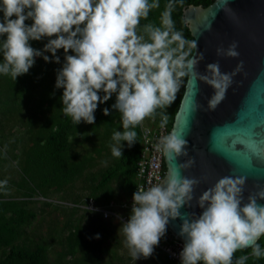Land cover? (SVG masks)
I'll list each match as a JSON object with an SVG mask.
<instances>
[{
  "label": "clouds",
  "instance_id": "clouds-1",
  "mask_svg": "<svg viewBox=\"0 0 264 264\" xmlns=\"http://www.w3.org/2000/svg\"><path fill=\"white\" fill-rule=\"evenodd\" d=\"M157 7L158 0H0V74H10L16 81L38 57L59 64L57 52L62 49L64 62L56 72L55 88L63 90L64 114L76 125L94 124L98 106L115 95L111 109L121 113L124 131L113 134L112 155L120 157L122 142L128 147L136 143L137 133L129 129L154 117L157 109L171 106L182 78L198 77L214 89L209 111L224 101L233 84L235 72L222 73L218 62L207 64L204 74L196 71L203 53L191 56L197 42L175 30L171 2L161 14L162 27H144L150 42L137 34L140 20ZM29 20L31 24L26 23ZM45 39L42 49L31 44ZM237 47L233 41L227 49L218 47L216 54L237 58ZM242 67L240 61L236 72ZM103 114L110 115L109 108ZM167 123L168 116L162 113L160 127ZM155 149L168 160L188 154L187 140L175 133L161 136ZM179 167L170 169L162 183L133 193L123 225L132 258L152 257L170 220L176 219L182 220L178 235L184 241L180 264H233L234 253L249 246L254 256H264L256 243L264 235V204L258 203L264 200V189L249 194L245 203L246 178L223 176L196 200L201 213L185 214L180 210L191 206L199 181L182 176ZM246 259L241 257L235 264Z\"/></svg>",
  "mask_w": 264,
  "mask_h": 264
},
{
  "label": "rangeland",
  "instance_id": "rangeland-1",
  "mask_svg": "<svg viewBox=\"0 0 264 264\" xmlns=\"http://www.w3.org/2000/svg\"><path fill=\"white\" fill-rule=\"evenodd\" d=\"M2 17L0 13V20ZM26 23L31 24V21ZM137 34L144 36L138 27ZM46 42L45 39L32 41L31 44L34 48L42 49ZM57 55L61 60L59 64L45 62L42 57L36 58L40 70L34 75L37 84L29 83L31 87H22L20 92L13 85V78L0 74V182L7 181L0 186V200L22 203L27 211L35 213L23 233L13 236L12 243L29 247L44 245L51 264H170L159 256L156 249L148 259H133L123 233L124 223L113 217L103 218L93 207L95 200L96 205L102 207L110 202L118 204L128 194L123 183V167L115 166L120 157L112 155V147L116 144L112 139L113 134L124 131L119 111H112L111 122L107 125L91 129L82 123L72 133L65 163L74 166L78 173L72 174L68 182L41 183L40 179L47 178V174L43 169L39 171L33 167L30 173L34 181L26 182L29 180L25 167L28 158H32L31 148L39 140L43 141L53 121L63 111L60 100L63 91L59 95L50 93L56 72L64 62L62 49ZM9 86L11 89L8 92H13L8 104H5L4 92ZM115 99L113 95L108 100L110 105L115 103ZM172 106L173 103L165 109H157L156 113L170 115ZM122 144L125 147L127 142ZM106 169L114 170L112 179L104 187L94 190V199L89 200L86 197ZM117 208V205L113 207ZM74 236L79 238L77 244H73ZM1 252L2 248L0 256Z\"/></svg>",
  "mask_w": 264,
  "mask_h": 264
},
{
  "label": "water",
  "instance_id": "water-1",
  "mask_svg": "<svg viewBox=\"0 0 264 264\" xmlns=\"http://www.w3.org/2000/svg\"><path fill=\"white\" fill-rule=\"evenodd\" d=\"M182 16L198 45L191 56H204L196 71L204 74L207 64L218 62L222 73L235 72L226 98L214 111L208 110L214 89L198 77L186 76L170 127L169 133L187 140L188 154L174 160L163 156L166 173L160 183L170 169L187 165L179 167L180 174L197 179L199 185L191 206L180 211L199 215V195L223 176L246 178L245 203L249 194L264 189V0L189 4ZM233 41L238 43L239 57L217 56L218 47L227 49ZM240 61L243 67L236 72ZM258 203L264 204V200ZM181 223L180 219L170 220L167 228L183 240L178 235Z\"/></svg>",
  "mask_w": 264,
  "mask_h": 264
},
{
  "label": "trees",
  "instance_id": "trees-1",
  "mask_svg": "<svg viewBox=\"0 0 264 264\" xmlns=\"http://www.w3.org/2000/svg\"><path fill=\"white\" fill-rule=\"evenodd\" d=\"M213 0H158L159 7L153 8L149 11L148 17L146 19L142 18L140 20V24L138 29L150 42L147 33L144 31V27L146 25H152L153 27H162L161 24V14L165 11L166 6L171 2L174 5L172 11V20L174 22V27L176 31L182 32L184 38L189 41H194L184 19L182 16V10L189 4L193 5H202L206 6L210 4ZM153 0H149V3H152ZM175 47V45H173ZM187 50V46L185 48ZM39 62L36 61L34 66L29 70V72L25 75L18 77L13 80V85L16 87L17 92H20L22 87H31L29 83L32 85H36L37 81H35L34 75L40 72L38 67ZM10 78L12 76L8 75ZM186 77L183 78V82L179 85V91L177 92L175 101L173 102V106L170 111L169 117V125L171 127L173 117L175 112L178 109V105L180 99L182 97L184 91ZM11 87H7L5 91H9ZM15 89V90H16ZM62 89L55 88V82L52 85L51 92L59 95V92ZM63 91V90H62ZM4 92V91H3ZM4 92V103L8 104L10 100L12 90L10 92ZM102 96L103 93H100ZM109 108L110 115L105 116L103 114V109ZM112 109L110 103L107 101L104 104L98 106L95 112V123L87 124L81 122L76 125L70 116L64 114L63 111L58 115V117L53 121V125L46 132V135L42 140H39L36 143V146L31 148L30 153L32 158H28L27 164L25 167V175L30 181H34V176H32V167L35 170L43 169L47 174V178L40 179L41 183H45V181H52L53 183L64 184L68 182L70 176L74 173H78L77 169L70 165H66V152L69 146V140L72 133L79 128V126L84 123L88 128L96 129L100 125H107L111 122ZM156 113L157 114H162ZM165 114V113H163ZM167 115V114H166ZM131 131H135L136 135V143L132 147H128L126 144L123 148V155L120 156L119 161L116 163V167L121 165L123 167V183L128 189V194L134 188V171L135 165L138 158V152L140 148V130L139 125H137ZM31 161V162H30ZM31 163V164H30ZM114 170L106 169L103 176L98 180L96 185L93 187L91 194L86 197H92L94 190L104 187L113 177ZM93 179V178H92ZM94 180V179H93ZM24 183L29 185L28 183ZM37 185H40L37 183ZM29 187V186H28ZM97 199V198H96ZM109 202V201H107ZM105 202L104 205L107 203ZM95 203L97 204L96 200ZM98 205V204H97ZM35 213L32 211H27L22 203L13 202V201H1L0 200V248H2L1 256H0V264H51L48 256L45 254V246L42 244H36L34 247H29L26 245L13 244L12 239L13 236H17L23 233L25 227L30 225L31 221L34 219ZM167 234H171V232L167 228ZM79 242V238L74 236L73 244H77ZM260 248L264 247V235H262L258 241L256 242ZM241 257H247L244 260V264H264V256L256 257L252 254V247L247 249L237 250L233 255V264L240 259Z\"/></svg>",
  "mask_w": 264,
  "mask_h": 264
},
{
  "label": "built area",
  "instance_id": "built-area-1",
  "mask_svg": "<svg viewBox=\"0 0 264 264\" xmlns=\"http://www.w3.org/2000/svg\"><path fill=\"white\" fill-rule=\"evenodd\" d=\"M169 120L168 117L167 125L161 128V114H157L154 117L145 118V120L139 124L140 148L133 176L135 181L134 188L129 195L118 204L110 202L108 206L104 207L95 204L93 207L100 212L103 218L113 217L125 223L130 214L133 193L139 188L147 189L152 185L158 184L165 177L166 168L164 165V158L160 152L156 151L155 145L158 143L161 136L169 134ZM89 200L93 199L89 198ZM116 205L118 208L113 209ZM183 243V240L176 238L172 234H167L161 239L159 245L155 249L164 257L167 263L180 264L179 253L182 250ZM261 249H264V247Z\"/></svg>",
  "mask_w": 264,
  "mask_h": 264
},
{
  "label": "crops",
  "instance_id": "crops-1",
  "mask_svg": "<svg viewBox=\"0 0 264 264\" xmlns=\"http://www.w3.org/2000/svg\"><path fill=\"white\" fill-rule=\"evenodd\" d=\"M159 256L165 261L164 257L162 255L159 254Z\"/></svg>",
  "mask_w": 264,
  "mask_h": 264
}]
</instances>
